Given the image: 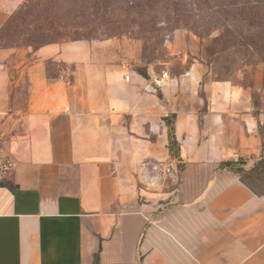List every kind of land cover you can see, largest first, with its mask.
<instances>
[{
  "label": "crops",
  "instance_id": "obj_1",
  "mask_svg": "<svg viewBox=\"0 0 264 264\" xmlns=\"http://www.w3.org/2000/svg\"><path fill=\"white\" fill-rule=\"evenodd\" d=\"M23 2L0 0V29ZM93 51L0 47V264H264V193L220 166L264 153L251 90L199 59L144 76ZM171 117L179 187L144 190L136 164L171 158Z\"/></svg>",
  "mask_w": 264,
  "mask_h": 264
},
{
  "label": "trees",
  "instance_id": "obj_2",
  "mask_svg": "<svg viewBox=\"0 0 264 264\" xmlns=\"http://www.w3.org/2000/svg\"><path fill=\"white\" fill-rule=\"evenodd\" d=\"M32 11L37 15L34 20ZM55 24L66 29L84 27L85 31L61 32L54 28ZM177 29H187L200 38L218 33L206 46L214 81H231L230 77L244 66L264 63V0H26L1 27L0 39L5 41L0 42V47L26 43L38 49L68 39L121 36L163 47ZM141 73L148 76L146 71ZM259 113L254 109L258 127ZM173 118L167 121L170 159L177 162L181 175L184 158ZM247 164V158L241 157L221 162L220 166L239 172L255 192L264 193V189L254 186V181L264 174V154L250 166Z\"/></svg>",
  "mask_w": 264,
  "mask_h": 264
},
{
  "label": "rangeland",
  "instance_id": "obj_3",
  "mask_svg": "<svg viewBox=\"0 0 264 264\" xmlns=\"http://www.w3.org/2000/svg\"><path fill=\"white\" fill-rule=\"evenodd\" d=\"M26 2L24 0L23 4ZM22 4V5H23ZM32 18L36 19L37 15L35 11L31 13ZM59 18H57V22ZM54 28L59 31H85L84 27H77L68 29L54 25ZM51 28L50 30L54 29ZM215 32L211 36L200 38L193 32L187 29H177L174 31L171 37H168L165 46H153L146 45L142 39L131 38L128 36L111 37L109 38H96L92 40H76L85 42L92 50L94 54H105L107 57H112V54L116 52L131 63H136V69L138 71H146L148 76L156 74H167L175 77L185 72L189 67L190 62L195 59L202 60L209 67L208 78L213 77L211 71V65H208V54L206 52V46L210 43L212 37L217 35ZM0 39V42H4ZM70 42H76L74 40H64ZM12 42V41H10ZM61 42V41H60ZM14 44V42H12ZM106 43L111 44V49L104 48ZM15 47H30L26 43H20ZM31 48H37V45L31 46ZM101 49L103 51H101ZM52 74L57 75L60 68L56 64H52ZM231 82L236 85H241L248 88L252 92L253 108L259 112L264 113V63H251L244 66L242 70L236 72L230 77ZM201 95H204L203 90H199ZM257 136L262 141L261 147L264 145V120H260V127L257 129ZM263 151L255 155L257 158L263 155ZM256 158V159H257ZM254 186L257 189H264V174L259 176L254 181Z\"/></svg>",
  "mask_w": 264,
  "mask_h": 264
},
{
  "label": "built area",
  "instance_id": "obj_4",
  "mask_svg": "<svg viewBox=\"0 0 264 264\" xmlns=\"http://www.w3.org/2000/svg\"><path fill=\"white\" fill-rule=\"evenodd\" d=\"M14 166V158L6 148V137L0 133V180L5 179ZM136 174L144 190L155 192L178 188L181 179L178 164L171 159L142 160L136 164Z\"/></svg>",
  "mask_w": 264,
  "mask_h": 264
}]
</instances>
